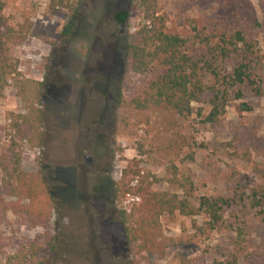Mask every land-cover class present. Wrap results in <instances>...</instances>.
I'll list each match as a JSON object with an SVG mask.
<instances>
[{
	"label": "rangeland",
	"instance_id": "obj_1",
	"mask_svg": "<svg viewBox=\"0 0 264 264\" xmlns=\"http://www.w3.org/2000/svg\"><path fill=\"white\" fill-rule=\"evenodd\" d=\"M2 1L9 23L31 26L26 41L11 52L20 80L43 83L44 97L36 105L43 115L39 135L20 140L7 129L8 118L27 110L18 90L6 88L0 99V150H16L22 173L36 177L40 191L52 192L55 201L48 226L31 227L11 212L1 215L0 264H20L14 259L21 264H264V223L260 209L250 204L254 193L264 194V84L262 97L246 92L214 123L206 121L208 98L194 103L187 118L164 109L137 110L131 99L165 73L159 63L144 75L131 71L126 47L142 25L138 6L129 0H82L53 11L51 0ZM156 1L170 33L243 32L260 52L264 80V0ZM124 10H130L129 18L118 29L113 15ZM111 39L120 51L107 58L103 43ZM98 65L108 69L112 81L95 75ZM242 102L254 111L241 113ZM100 154L107 156L102 166L114 189L122 171L138 163L142 174L161 180L154 185L158 192L195 207L201 197H236L238 205L214 229L204 213L166 214L164 258L132 253L120 212H130L139 199L115 194L111 199V191L100 188V169L91 166ZM4 177L0 166V198L17 202ZM33 247L40 248L37 257L30 256Z\"/></svg>",
	"mask_w": 264,
	"mask_h": 264
},
{
	"label": "trees",
	"instance_id": "obj_2",
	"mask_svg": "<svg viewBox=\"0 0 264 264\" xmlns=\"http://www.w3.org/2000/svg\"><path fill=\"white\" fill-rule=\"evenodd\" d=\"M70 1L80 3L82 0H51L50 8L58 10L68 6ZM130 5L138 6L142 17L139 31L126 48L131 71L144 75L155 63L165 68V73L151 82L145 92L131 99L129 104L137 110L164 109L187 118L194 112V103L208 98L211 111L206 121L214 123L226 113L230 101L243 100L246 92L255 97L263 96L262 58L256 45L243 32L206 34L194 28L193 34L181 36L167 31V19L156 0H130ZM4 9L5 3L0 0V99L9 85L18 90L27 114L10 115L7 129L15 133V138L23 140L27 135H39L42 128L43 115L36 105L44 97V84L20 80L11 47L26 41L31 26L25 30L9 23ZM129 14L130 10H124L116 17L126 23ZM239 111L251 113L254 106L242 102ZM15 146L12 144L11 147ZM21 162V155L16 150H0L4 187L8 195L18 199L17 202H6L0 198V217L11 212L31 227L48 226L55 201L52 192H41L36 177L22 173ZM137 167L138 163L124 169L114 189L116 197L130 195L139 199L130 212H120L127 247L132 253L145 254L152 260L164 258L161 218L166 214L178 212L185 217H194L204 213L214 229L223 222L225 212L238 205L236 197H201L195 207L177 195L155 190L154 185L161 180L149 172L142 174ZM25 200H29V204H23ZM250 201L251 207L260 209L264 223V194L254 193ZM39 249L31 248L30 256L37 257ZM28 255L25 253L24 258ZM14 260L21 264V260Z\"/></svg>",
	"mask_w": 264,
	"mask_h": 264
},
{
	"label": "flooded vegetation",
	"instance_id": "obj_3",
	"mask_svg": "<svg viewBox=\"0 0 264 264\" xmlns=\"http://www.w3.org/2000/svg\"><path fill=\"white\" fill-rule=\"evenodd\" d=\"M129 2H130V0H129ZM117 13L118 12L114 13L113 20H114V23L116 24L117 28L118 29H122L125 23H121L117 19V17H116V14ZM120 35H124V33H123L122 30L120 31ZM105 37H106L105 35H102L101 36V39H104ZM100 41H99V44H100V47H101L103 42L100 43ZM115 43L117 44V41H115L113 39H111V42H105V43H103L104 48H102V49L104 50V56H107V58H110V55H112L113 52H115L117 50L120 51V49L118 47V44L116 45ZM113 45H116L117 46V48L115 47V50L112 47ZM96 60L98 61V59H96ZM96 70L94 69L93 72L96 73L95 75L97 77H101L104 80L107 79L108 81H112V79H111V77H110V75L108 73L109 71H108L107 68H101V66H99L98 69H96ZM88 78H90V76ZM106 158H107L106 154H104V155H101L100 154L99 156H96L95 157V164L98 165V166L96 167L94 163H92L91 166H92L94 172H96L95 171L96 168L100 169V172H99V174L97 176L98 185L100 186V188L102 190H108V191L110 190L111 191V195H112L111 199H112V198H114V194H115L114 185L112 184V182L108 178H106V173H107L106 172V170H107L106 165L105 166H102V164L104 163L103 161H105ZM88 161L90 162V160H88ZM102 195H104V194H102Z\"/></svg>",
	"mask_w": 264,
	"mask_h": 264
},
{
	"label": "built area",
	"instance_id": "obj_4",
	"mask_svg": "<svg viewBox=\"0 0 264 264\" xmlns=\"http://www.w3.org/2000/svg\"><path fill=\"white\" fill-rule=\"evenodd\" d=\"M136 200H138V198H136ZM133 201H135V199H133Z\"/></svg>",
	"mask_w": 264,
	"mask_h": 264
}]
</instances>
